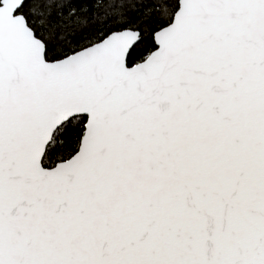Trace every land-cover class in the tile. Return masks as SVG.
Returning a JSON list of instances; mask_svg holds the SVG:
<instances>
[{
	"label": "snow or ice",
	"instance_id": "6c2138e0",
	"mask_svg": "<svg viewBox=\"0 0 264 264\" xmlns=\"http://www.w3.org/2000/svg\"><path fill=\"white\" fill-rule=\"evenodd\" d=\"M0 264H264V0H0Z\"/></svg>",
	"mask_w": 264,
	"mask_h": 264
}]
</instances>
